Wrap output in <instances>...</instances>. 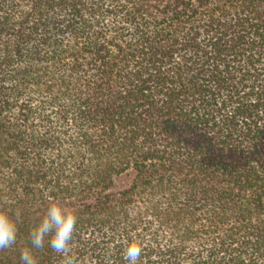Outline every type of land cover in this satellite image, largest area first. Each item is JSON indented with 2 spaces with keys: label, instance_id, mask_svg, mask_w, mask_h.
<instances>
[{
  "label": "trees",
  "instance_id": "16d2710c",
  "mask_svg": "<svg viewBox=\"0 0 264 264\" xmlns=\"http://www.w3.org/2000/svg\"><path fill=\"white\" fill-rule=\"evenodd\" d=\"M264 264V0H0V212L22 264Z\"/></svg>",
  "mask_w": 264,
  "mask_h": 264
},
{
  "label": "clouds",
  "instance_id": "9594fccd",
  "mask_svg": "<svg viewBox=\"0 0 264 264\" xmlns=\"http://www.w3.org/2000/svg\"><path fill=\"white\" fill-rule=\"evenodd\" d=\"M75 224V215L59 202L50 199L46 211L29 232L31 247L22 250L20 255L22 264H36L32 250L41 248L45 240L55 253L66 257L70 252ZM16 233L14 221L6 213L0 212V249H7L13 245ZM123 251L127 264H137L142 250L134 240L127 242Z\"/></svg>",
  "mask_w": 264,
  "mask_h": 264
}]
</instances>
